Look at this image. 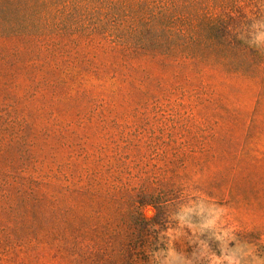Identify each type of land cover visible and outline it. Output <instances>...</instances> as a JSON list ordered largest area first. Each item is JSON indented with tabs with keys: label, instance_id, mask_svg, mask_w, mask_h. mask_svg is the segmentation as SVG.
Segmentation results:
<instances>
[{
	"label": "rangeland",
	"instance_id": "obj_1",
	"mask_svg": "<svg viewBox=\"0 0 264 264\" xmlns=\"http://www.w3.org/2000/svg\"><path fill=\"white\" fill-rule=\"evenodd\" d=\"M212 14L244 71L0 38V264H264V0Z\"/></svg>",
	"mask_w": 264,
	"mask_h": 264
},
{
	"label": "trees",
	"instance_id": "obj_2",
	"mask_svg": "<svg viewBox=\"0 0 264 264\" xmlns=\"http://www.w3.org/2000/svg\"><path fill=\"white\" fill-rule=\"evenodd\" d=\"M142 1L0 0V38H100L145 55L198 59L212 66L222 64L228 72L244 71L232 57L233 52L243 55L244 50L229 44L230 27L224 22L228 16L212 14L218 3L225 5L228 0H149V17L142 12ZM147 31L149 39L144 41ZM217 42L222 49L216 48ZM137 204L143 216V207L154 203ZM156 217L158 212L148 222L155 223Z\"/></svg>",
	"mask_w": 264,
	"mask_h": 264
}]
</instances>
